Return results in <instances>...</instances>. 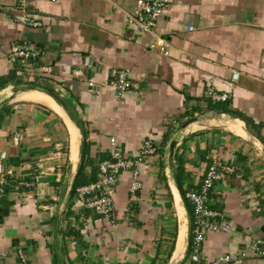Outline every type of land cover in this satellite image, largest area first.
I'll list each match as a JSON object with an SVG mask.
<instances>
[{"label": "crops", "instance_id": "obj_1", "mask_svg": "<svg viewBox=\"0 0 264 264\" xmlns=\"http://www.w3.org/2000/svg\"><path fill=\"white\" fill-rule=\"evenodd\" d=\"M135 6L0 0V202H12L0 221V264H22L18 251L26 264H191L173 174L185 196L213 154L234 168L207 202L230 228L204 234L202 263L264 239V0H174L147 32L127 23ZM26 15L41 25L24 24ZM156 38L169 43L167 55L149 48ZM14 43L31 44L35 55L11 60ZM121 69L132 86L119 95ZM111 138L127 155L146 139L157 148L136 177L134 169L120 173L104 216L69 189L81 151V178H94Z\"/></svg>", "mask_w": 264, "mask_h": 264}, {"label": "built area", "instance_id": "obj_2", "mask_svg": "<svg viewBox=\"0 0 264 264\" xmlns=\"http://www.w3.org/2000/svg\"><path fill=\"white\" fill-rule=\"evenodd\" d=\"M42 1L56 2L57 0ZM15 2L19 7H23L25 4V0H15ZM173 2L174 0H136L135 9L133 13L128 16L127 23L134 25L140 32H147L155 25L156 19L160 17L164 13V10ZM23 22L24 24L34 27L41 25L40 21L34 19L30 15L24 16ZM149 48L167 55L169 43L164 39L156 38L149 44ZM34 55V47L29 43H14L10 47L11 60L16 59L21 64H24ZM236 77L237 75L234 73L232 78L236 79ZM89 86H92L91 82ZM113 86L116 88L119 95L132 86V82L126 70L121 69L117 71ZM209 94L213 100H225L227 98V95L224 93L219 94L210 91ZM110 147V154L107 157L101 158L98 162L97 173L94 180L77 186L74 190L75 196L83 201L86 208L92 209L95 213L104 216H108L112 212L114 188L120 173L124 170L134 169L133 175L136 177L138 174L137 167L145 158L153 155L157 148L152 140L146 139L142 141L139 150L135 154L127 155L115 138L110 139ZM3 157L4 155L1 154L0 160ZM233 169L234 168L230 165H222L219 157L213 154L199 187L189 190L185 194V197L191 203L193 209L191 227L192 241L189 254L191 264H203L201 261L200 249L206 232H226L230 228L229 223L224 219L223 215L211 209L207 202L216 180H218L222 173H231ZM4 172V166L0 161V197L4 194ZM136 187V182L132 181L130 190L133 191ZM249 255L264 259V239L254 240L250 245L249 251L240 250L237 255L222 254L209 264L228 263ZM18 256L22 264H26L21 251H18Z\"/></svg>", "mask_w": 264, "mask_h": 264}, {"label": "water", "instance_id": "obj_3", "mask_svg": "<svg viewBox=\"0 0 264 264\" xmlns=\"http://www.w3.org/2000/svg\"><path fill=\"white\" fill-rule=\"evenodd\" d=\"M195 119H192L191 121H188L184 126H187L190 122L194 121ZM176 140H172L169 144V151H170V156H172L173 150L176 146ZM83 159H84V150L81 151L80 153V165L78 167V169L76 170L70 189H69V196L71 197L74 193V190L76 188L77 185V181L78 178L80 176V171H81V167L83 165ZM173 180L176 186V189L178 191V194L180 196L181 202L185 208L186 211V215H187V243H189L190 241V237H191V215H190V211L188 209V205H187V201L185 199L183 190L180 186V182L178 179V176L176 174H173ZM10 205H12L11 201H2L0 202V221L2 220L3 216H6L8 214V211L12 208ZM12 210V209H11ZM30 245H32V241L30 242ZM27 250H29V245L26 247ZM172 264V263H169Z\"/></svg>", "mask_w": 264, "mask_h": 264}, {"label": "trees", "instance_id": "obj_4", "mask_svg": "<svg viewBox=\"0 0 264 264\" xmlns=\"http://www.w3.org/2000/svg\"><path fill=\"white\" fill-rule=\"evenodd\" d=\"M176 172L179 174V170L176 171ZM81 177H82V175L79 176L76 187H77V186H80V185H83V184H86V183H89L90 181L94 180V178H95V177H94V178L91 177V178L85 180V179H83V178H81ZM178 177H179V175H178ZM187 203H188V202H187ZM188 208H189V210H190V214H192V208L190 207L189 203H188ZM191 236H192V234H191ZM188 248H189V247H188Z\"/></svg>", "mask_w": 264, "mask_h": 264}, {"label": "bare ground", "instance_id": "obj_5", "mask_svg": "<svg viewBox=\"0 0 264 264\" xmlns=\"http://www.w3.org/2000/svg\"><path fill=\"white\" fill-rule=\"evenodd\" d=\"M182 232H180V237H179V241H178V248L177 249H179V247H180V241H181V237H182ZM178 251V250H177Z\"/></svg>", "mask_w": 264, "mask_h": 264}, {"label": "rangeland", "instance_id": "obj_6", "mask_svg": "<svg viewBox=\"0 0 264 264\" xmlns=\"http://www.w3.org/2000/svg\"><path fill=\"white\" fill-rule=\"evenodd\" d=\"M183 225H184V223H182V225H181V228H182V229H184V226H183ZM181 231H182V230H181ZM182 237H183V236H182Z\"/></svg>", "mask_w": 264, "mask_h": 264}]
</instances>
